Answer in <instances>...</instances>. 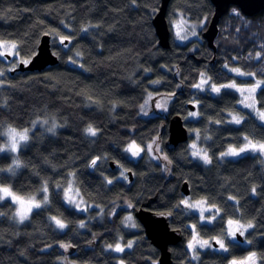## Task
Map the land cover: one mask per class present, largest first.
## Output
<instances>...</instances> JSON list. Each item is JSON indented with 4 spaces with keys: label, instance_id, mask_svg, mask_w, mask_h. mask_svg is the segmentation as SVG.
<instances>
[{
    "label": "trees",
    "instance_id": "trees-1",
    "mask_svg": "<svg viewBox=\"0 0 264 264\" xmlns=\"http://www.w3.org/2000/svg\"><path fill=\"white\" fill-rule=\"evenodd\" d=\"M170 1L168 17L179 12L200 24L199 37L183 44L171 39V46L163 48L152 23L160 0H0V41L14 42L19 59L29 61L48 33L59 59L43 71L11 73L16 66L8 69L0 58V127H29L38 117H54L60 124L55 135L40 126L33 129L18 154L24 166L15 174L0 173V183L17 193L38 191L46 182L49 188V203L21 224L12 218V201H0V264H59L64 254L60 242L72 245L71 258L81 264H159V250L145 238L143 226L136 220L135 230L124 223L127 212L140 206L174 214L169 224L182 229L184 237L171 246L172 264L194 263L185 245L191 224L201 236L223 238L226 221L233 219L253 225L245 231L251 244L228 243L227 253L205 249L194 264H228L229 258L249 251L264 264L262 156L218 158L245 136L264 142L263 123L239 108L235 91L213 95L195 89L201 73L214 84L232 80L225 66L264 81V11L245 16L230 7L220 19L211 62L213 49L202 37L214 12L211 1ZM149 92L173 97L165 114L140 115ZM256 93L264 109V86ZM194 96L197 119L185 120ZM176 113L189 128V140L194 136L190 130H197L210 164L192 157L189 140L165 149L168 123ZM230 113L243 116L241 125L229 122ZM89 125L97 130L95 136L85 131ZM155 138L169 161L167 170L147 152L132 159L125 151L129 143L145 147ZM11 160L0 154V168ZM110 161L119 167L113 170ZM121 168L132 173L131 181L130 174L125 180L118 177ZM70 174L95 208L81 211L65 203ZM184 181L189 198L203 199L220 212L212 224L201 223L197 213L181 205ZM52 215L65 221L64 231L51 223ZM120 241L121 252L109 248ZM130 241L131 247H125Z\"/></svg>",
    "mask_w": 264,
    "mask_h": 264
},
{
    "label": "rangeland",
    "instance_id": "rangeland-1",
    "mask_svg": "<svg viewBox=\"0 0 264 264\" xmlns=\"http://www.w3.org/2000/svg\"><path fill=\"white\" fill-rule=\"evenodd\" d=\"M167 19H168V22L170 23V29H171V33H172V39H173L174 42L182 43L183 44L185 42H188L190 40H193L194 38L199 37V32H197V29L200 27V24H197L194 21L192 22V21L187 20L179 12L178 13H173V14L169 15V17L167 16ZM192 25H195L196 26V28H195L196 35L195 36H188V38L186 40H181L179 38V36L177 35V33L179 32L181 35H184L187 32H191L192 31V27H191ZM12 45H15V43L14 42L12 43V42H9V41H5V40L0 41V58L3 61H6V63L8 64V66H7L8 69H13L15 66L18 65V63L20 61H22V60L19 59V55H18V52L16 50V45H15V47H12ZM7 54L10 56L9 58L6 57ZM225 69H226V72H228V73L231 74L232 80H229L226 83L214 84V83H212L209 80V77L207 75H204V78L208 79L209 80V83H206L203 86L202 89L201 88H196V87H195V89H198L199 91L209 90L211 94L217 95L218 93H215V92H212L211 91V86L212 85H216L217 87H220L221 85H228V84L235 83L240 88H247V87H250L252 85H255L257 81L264 82L261 79L258 80L257 78H255V76L252 73L244 72L239 67L236 68V67L227 66ZM232 69H240V72L241 73H246V74H251V75H239L238 73H236L234 71H231ZM201 79H202V77L199 78V80L196 83V85L200 83ZM260 86H264V83L260 84ZM260 86L256 89V91L260 88ZM225 89L228 90V88H221V91L222 90H225ZM231 90L235 91L236 94L239 95V101H238L239 108L241 110L247 111L249 114H253L259 120L258 116L256 115V111H264V109H261L258 106L257 97H256V94L257 93L255 92L253 94V100H252V102L255 105V110H253L252 108H247V107H245L244 104L240 103V101L243 99V97H242V95H241L240 92L236 91L235 89H231ZM195 97L196 96H194L192 98L194 100H192V102H191L194 106L196 105ZM172 99H173V97H171V96H169L167 94L161 95V94H156L154 92L153 93L149 92L146 95V100L143 102V104L139 108L140 109V115L141 116H153L154 114H165V112H167L168 109H169V105H170ZM192 113H196L197 115L193 116V115H191ZM230 115L231 116L232 115H239L240 117H243L242 115H240L238 113H230ZM197 116H198V113H197L196 108L194 110L191 109V110H189L187 112L185 120L186 119H193V120H195V119H197ZM48 119L51 122V119L52 118L51 117H48ZM230 120H231V118H230ZM260 122H262V121H260ZM262 123L264 124V122H262ZM38 126H39V124H37L35 127H33V129L37 128ZM29 127H32V125L29 126ZM46 128H47V125H45L43 127V130L46 131ZM46 133H48V132L46 131ZM190 133L194 135L192 137V139L189 140V142H188V147H189V149H191V155H192L193 149L190 147V145H192L193 143H195L198 148L203 149V150H206V148H204V146L202 145V143L200 141V138L199 139L197 138V130L193 128V129L190 130ZM249 139L253 140L254 142H261L259 140L254 139V138H249ZM244 143H245V141L241 145H239V146L232 145V144H230V145L233 146V147L239 148V147L243 146ZM27 144H28V142L26 144H22L19 147L17 153H12L9 150H4V151L0 152V154H5V155L8 154L11 157V159H13V157L15 155H18L19 154V151L22 148H24ZM132 144H133V142L132 143H129L125 147V151L127 152L128 156L130 158L135 159V158L139 157L141 154H143L144 152H147L148 155H150L155 161L156 160L157 161H160L163 164L164 170H167V166H168L167 164L169 163V161H167V159H165V157H167V156H166L164 150L162 149L161 143L159 142V140H157V138H155L154 141L149 142L145 147L140 146L137 143H135V145L140 149V152H139V154L137 156H133L132 153H131V151H128L129 146L132 145ZM230 145H228L225 150H223V151L220 152V154L218 156L219 160L237 158V157H231V156H225V157L221 158V153L226 152ZM133 150H135V149H133ZM252 153L253 152L248 151L245 154H252ZM253 154H258V155L262 156V160H263V164H264V154H261L259 152H256V153H253ZM192 157L194 159H196L197 161H200L201 163L204 164V162L201 159H199L198 157H194L193 155H192ZM9 165H8V167H9ZM8 167H6V168H0V173L15 174L18 171V169L20 168V167L19 168L16 167L15 165H12L11 168L13 169V171L12 172H9L8 171ZM118 173H119L118 174V177L121 178V179H124L125 180V179H128L129 178V173H128V169L127 168H125V169L121 168ZM122 173H123V175H122ZM70 183H71V186H72V191L69 193V195L75 198V200H76V203L75 204H69L67 202V200L65 199L64 189L65 188H68L69 185H70ZM65 188L63 189L62 197H64V201H65V203L69 207H72V208L74 207V208H76L78 210H81V211H84V210L87 211L88 209L95 208V206L89 205L86 202V200L84 199V197L81 196L79 187L76 186V183H75V179H74V175L73 174H70V178H69V181L67 183V187H65ZM48 195H49V188H48ZM38 198H42V193L40 194V196ZM5 200H11V199L10 198H6ZM201 201H203V203H201ZM48 203H49V200H48ZM180 203H182L181 205H183L184 207L188 208L189 210H192L193 212L197 213L199 215V220H200L201 223L204 222V223L212 224V220L220 215V212L218 211V209L215 206L208 205V203L205 202V200H203V199L195 200V199L189 198L188 196H184V198L180 201ZM47 204H44L43 206H45ZM189 205H198V206L193 208V207H189ZM36 209H39V208H34L32 211H34ZM201 209H204V211H203V218H202V214H201ZM30 215H31V213H30ZM129 215L132 217V221L131 222H128L126 220V218ZM52 217H56V216H53L52 215V216L49 217V219L51 220V223L54 225V227L56 229L60 230V231H64L65 228H66V226L63 229L58 228L56 226V224H55V221L51 219ZM56 218H58V217H56ZM58 219H60V218H58ZM124 220H125L124 223H125L126 226H129V228H131V229H135V230L137 229V227H138L137 226V221H136L134 215L131 212H127V214L125 215V219ZM62 221L66 225L65 221L64 220H62ZM229 221L230 220H227L226 221L225 237L227 236V233H228V231H229L230 228H232V229H235L236 228V224L234 223L232 225H229ZM231 221H235V222H238L239 224L243 225L242 223H240L239 221H237L235 219H233ZM133 223L135 224V227H132L131 226V224H133ZM19 224H21V223H19ZM189 227H190L191 231L189 233L190 234L189 237L187 238V240L185 242V245H187V248H188L189 253L191 255L190 256V260H191V262H194V263L198 260V258L200 256L199 255L200 251H203L205 249H210V250L216 249L219 252H221L219 250V245L216 243V240L214 238L224 239L226 248H228V243H234V242H236V243H241V244H244V245L246 244L245 235L244 236H241V235H239L238 232H237L235 238L229 237V238L226 239L225 237L222 238V237H219V236H213L212 238H207V237H204V236H201L200 234H198L193 224H191ZM194 235H196L197 238L199 240H201V241H209L210 244H211V247H207L206 246L204 248H200L199 245L196 244L194 250L193 249H190L188 247V245H189L190 242H193V236ZM238 236L241 239H239ZM214 242L217 245H215ZM130 243L132 244L133 241H130ZM117 244H119L120 247L124 246L121 241L118 242ZM128 245H129V243H128ZM128 245H126L125 247H128ZM59 247H60V250H62L63 253H64L63 256L60 257L57 260L59 262V264H81L77 260H74L73 258H71V254L74 253V250H73V247H72V245L70 243L60 242L59 243ZM115 247H116V245L115 246H109V248L110 249H113L114 251H115ZM249 253H255V252H252V251L246 252V255L243 256V257H236V256L235 257H231L228 260V264L233 259L238 260V261L244 260L245 258L248 257ZM255 254H256V256H255V264H260L259 261H258L257 253H255ZM194 255H195V258H193ZM86 264H90V263H86ZM119 264H122V263L119 261ZM187 264H190V262L187 263Z\"/></svg>",
    "mask_w": 264,
    "mask_h": 264
},
{
    "label": "water",
    "instance_id": "water-1",
    "mask_svg": "<svg viewBox=\"0 0 264 264\" xmlns=\"http://www.w3.org/2000/svg\"><path fill=\"white\" fill-rule=\"evenodd\" d=\"M161 3L152 18L155 33L157 34L158 44L160 47L169 48L171 46L172 33L170 23L168 22V7L170 0H160ZM213 5V14L210 21L204 29L202 34L203 39L208 42V45L213 49L214 56L211 60L213 62L216 58V44L215 37L218 35V26L220 19L228 12L230 7L236 6L246 16H254L260 11H264V0H210ZM40 42L37 46V51L34 56L29 59V63L25 64L20 61L18 65L11 70L14 71H43L47 66L56 65L59 62L57 54L51 48V36L45 33L41 36ZM68 43L66 40L65 44ZM7 58L10 56L7 54ZM191 109L196 107L190 104ZM168 136L165 142V149L172 151L179 144L186 143L189 140V128L186 127L184 118L176 113L170 117L168 123ZM112 169H117L119 164L116 161H110ZM130 181L132 180V173L129 171ZM181 191L185 196H189L188 181H184L181 185ZM135 219L143 226L145 238L151 242L159 250V264H172L173 258L171 256V246L181 242L184 237L182 229L172 228L169 224L174 217L171 211H153L150 208L140 206L133 213ZM239 239H241L238 236ZM215 245H217L214 242Z\"/></svg>",
    "mask_w": 264,
    "mask_h": 264
},
{
    "label": "snow or ice",
    "instance_id": "snow-or-ice-1",
    "mask_svg": "<svg viewBox=\"0 0 264 264\" xmlns=\"http://www.w3.org/2000/svg\"><path fill=\"white\" fill-rule=\"evenodd\" d=\"M203 23V22H202ZM192 31L191 32H187L184 35H181L179 32L177 33V35L179 36V38L181 40H186L188 38V36H195L196 35V26L192 25ZM62 39H66V38H62ZM12 47H15V45H12ZM77 55H79V53H77ZM259 55V54H258ZM23 63L27 64L29 63V61H23ZM227 67V66H225ZM231 71H234L236 73H238L239 75H251V74H246V73H241L240 69H232ZM204 73H201V81L199 84L195 85L196 88H203V86L206 83H209V80L204 78ZM264 82L262 81H257L255 85H252L250 87L247 88H240L238 87L235 83L232 84H228V85H221L220 87H217L216 85H212L211 86V91L215 92V93H219L221 91V88H228V89H235L236 91L240 92L243 99L240 101V103L244 104L245 107L247 108H252L253 110H255V105L252 102L253 100V94L256 92V89L260 86V84H262ZM191 115L195 116L197 115L196 113H192ZM256 115L258 116L259 120L264 122V111H256ZM243 120V117H240L239 115H232L231 116V120L229 121L230 123H234L235 125H241ZM33 124L35 125V122H33ZM261 127H264V124H261ZM96 129L93 128L91 125H89V127L86 129V132L89 135L95 136L96 135ZM197 138L199 139V133L197 132ZM205 139H209L207 137H205ZM239 139V138H237ZM245 143L243 144V146L236 148L233 146H229V148L227 149L226 152L221 153V158L225 157V156H231V157H239L242 156L243 154H245L248 151H251L253 153L259 152L261 154H264V142H254L253 140L249 139L247 136L243 137ZM23 143L21 141H18L15 138V135L12 136V143L10 145L7 146V149L5 148H0V152L4 151V150H9L11 152H16L19 147L22 145ZM190 147L193 149L192 155L194 157H198L199 159H201L204 164H210L211 163V159L207 153V150H203L197 147V145L195 143H193L192 145H190ZM135 149V150H133ZM128 151H131L133 156H137L140 152V149L135 145V143L133 142L132 145L129 146ZM165 159H167V157H165ZM93 165L96 164V161L93 160ZM9 172H12L13 169L9 168L8 169ZM123 175V173H122ZM111 183V181L109 182ZM72 191V186L71 183L69 185L68 188L64 189V193H65V199L67 200V202L69 204H75L76 200L74 197L70 196L69 193ZM253 191H255V189H253ZM44 192L48 193V186H47V182L45 183V187H44ZM6 198H10L11 201H15L17 199H19L15 193H13L5 184H0V201H4ZM48 203V200H46V203ZM186 203V202H185ZM201 203H203V201H201ZM78 206V205H77ZM198 205H189V207H197ZM128 207H132L131 204L128 205ZM40 208V207H38ZM203 211L204 209H201V214H202V218H203ZM52 220L55 221V224L58 228L63 229L65 228V224L61 219H58L56 217H52ZM126 220L128 222L132 221V217L129 215ZM236 224V228L232 229L230 228L227 236L225 237L226 239L231 237V238H235L237 232L239 233V235L244 236L245 235V231L246 229L252 228L253 225L251 223L247 224V225H241L238 222L235 221H229V225L232 224ZM81 227H83V223H81L80 225ZM132 227H135V224H131ZM216 240V243L219 245V250L221 252L227 253L229 251L228 248H226L225 246V241L224 239H220V238H214ZM246 243L251 244V241H246ZM198 244L200 248H204V247H211V244L209 241H201L197 238L196 235L193 236V242H190L188 247L190 249H195V245ZM129 247H131V243H129L128 245ZM123 249L120 247L119 244L116 245L115 247V251L116 252H121ZM255 253H249L248 257L245 258L244 260H231L229 262V264H255ZM195 258V255L194 257Z\"/></svg>",
    "mask_w": 264,
    "mask_h": 264
},
{
    "label": "clouds",
    "instance_id": "clouds-1",
    "mask_svg": "<svg viewBox=\"0 0 264 264\" xmlns=\"http://www.w3.org/2000/svg\"><path fill=\"white\" fill-rule=\"evenodd\" d=\"M33 122H35V125L33 124ZM37 124H39V126L42 128L45 125H47L46 131L53 135L56 134L58 127H60V125L58 124L57 120L54 117H52L51 122L49 121L48 118L38 117L32 121V127L21 128V127H17L12 123H7L3 127H0V137L4 138L3 141H0V148L7 149V146L12 143L13 135H15V138L18 141H21L23 144H26L31 139L30 133L32 132L33 127H35ZM17 152L18 150L12 153H17ZM12 165H15L16 167L19 168L24 166V161L18 155H15L13 159L10 161V165L8 169L11 168ZM5 185L19 198L15 201H12V203L15 205L12 212V218L17 223H23L25 220L29 219L30 213L34 208L42 207L46 203V200H49L48 193L44 192V187H45L44 184L41 185L38 191H34L30 193H17L16 191L13 190L10 184H5ZM41 193H42V198H38Z\"/></svg>",
    "mask_w": 264,
    "mask_h": 264
}]
</instances>
